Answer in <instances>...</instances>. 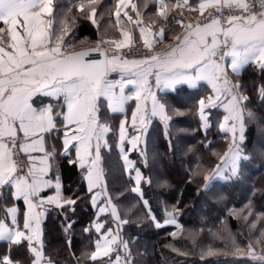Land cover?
Returning a JSON list of instances; mask_svg holds the SVG:
<instances>
[{
    "label": "snow or ice",
    "instance_id": "snow-or-ice-1",
    "mask_svg": "<svg viewBox=\"0 0 264 264\" xmlns=\"http://www.w3.org/2000/svg\"><path fill=\"white\" fill-rule=\"evenodd\" d=\"M96 2L97 0H89L90 5ZM147 2L148 0L145 7ZM153 2L158 3V16L167 19L165 10L168 4L165 0ZM122 6H126L125 0H117V24L120 22ZM172 7H188L190 11H199L200 15H203L206 9L214 8L216 14L209 12L204 22L189 23L185 32L175 38L177 42L170 45L163 56L152 53L154 41L149 39L148 35L159 36L162 42L164 28L161 27L157 33H152L149 25L147 29L139 28L144 46L150 53L144 58L132 61L122 58L118 50L132 42L131 33L122 31V41L101 42L114 47L111 56L109 47L102 49L101 44H98L92 51L99 52L104 59L85 60L89 55L88 51L66 54L62 50L67 47L64 44V35L67 34V13L71 12V7L66 9L64 19L61 20V30L57 33L53 28V0H0V23L3 25L0 26V212L3 213V216H0V240H6L16 246L26 242L30 264H52L50 258L44 256L40 229L41 213L36 209L43 207L45 203L57 204L61 208L64 204L71 206L76 203L71 198L60 197L59 179L55 185L57 196L48 197L46 201L40 198L42 190L52 186V182L44 177L51 167L52 160L59 155L55 146L52 149L45 147L47 136L53 132L63 133L64 155L69 154L70 147L74 148L76 160L72 162L78 163L85 172L84 179L87 181L88 191L92 193L94 188L100 189L91 198L93 205L96 204V198L103 195L106 206L100 207L99 212L104 213L110 206L117 228L128 223L120 218L116 206L111 203L112 197L107 192L106 184L102 186L103 171L98 167L102 147L110 148L105 135L111 131L110 126L101 123L99 119V98L107 99V107L112 112H122L124 103L132 98L124 95L123 76L120 80L110 81L107 78L110 73L132 72L135 77L128 80V83L137 85V104L132 112V124L135 128L139 116L141 125V128L136 129L138 134L129 141L134 149H138L141 134L146 132L148 123V113L140 103L142 99L146 100L151 96L152 116L159 115L165 122L171 119L164 106L158 104L156 97L151 93L148 78L152 75L156 85L162 87H174L180 83L195 86L198 81H207L213 94L199 101V111L205 126L207 123L204 109L215 107L216 102L224 96L227 100L225 108L228 115L224 116L220 127L225 132H232L235 137L238 122L240 139L243 140L244 108L249 98L240 92V85L230 83L221 61L225 57H231L233 72L250 62L257 63L261 70H264V0H259L260 10L257 12L251 10L252 5L247 0H200L196 8L189 4V0H177ZM225 7L236 9L238 14L224 17L222 9ZM78 9L83 12L85 3L81 2ZM131 9L136 12L135 23L142 24L137 5L131 4ZM124 15L129 22L133 21V17L127 12ZM95 16L96 8L91 7L89 18L93 23L96 22ZM177 23L183 24V21ZM18 29H22L23 34ZM217 56L219 60L215 59ZM117 87L120 89L119 95L115 92ZM37 95L52 97L58 103L36 108L32 101ZM260 96L264 99V87L260 89ZM252 115L251 112L247 113L249 118H252ZM229 121H232L230 127L227 126ZM118 139L123 154V143L126 139L123 121L119 125ZM233 143L235 144V140ZM37 152L43 155H33ZM261 155L264 156V153ZM19 156L25 158L23 166L17 160ZM141 156L147 165V154L141 151ZM122 158L126 168L132 164L126 154ZM248 159L238 147H230L221 157L227 165L229 178L238 176L241 162ZM135 171L136 184L139 185L141 172L139 169ZM220 176V165L216 166L212 175H204L205 190L211 180ZM131 191L139 192V188L133 187ZM20 199L27 205V211L22 214V224L19 220V209L15 205ZM60 199H64V204L59 203ZM9 201L13 203L9 204ZM144 203L147 206V201ZM168 215L172 217L169 222L175 223L173 213ZM8 216H11L15 227L10 228L5 223ZM151 218L155 220L154 216ZM157 226H160L159 223ZM250 227H256L255 221L250 222ZM95 228L97 232L104 229L101 233L103 243L100 239L97 240L96 251L91 253V260H97L101 254L110 256L113 251L122 249V255L118 252L114 264H134L128 242L122 239L119 232L113 234L112 228L105 229L104 224L99 222L95 224ZM85 231L90 229L86 228ZM257 243L264 244V241ZM113 245L116 248H113ZM248 248V255L264 262V255L257 256L251 244ZM208 254L213 252L209 250ZM0 264L20 262L13 261L6 255Z\"/></svg>",
    "mask_w": 264,
    "mask_h": 264
},
{
    "label": "trees",
    "instance_id": "trees-1",
    "mask_svg": "<svg viewBox=\"0 0 264 264\" xmlns=\"http://www.w3.org/2000/svg\"><path fill=\"white\" fill-rule=\"evenodd\" d=\"M81 2L85 3L83 12L78 9ZM116 3L117 0H97L90 5L89 0H56L54 30L60 32L61 20L71 7L64 35L69 48L79 47L82 42L94 43L99 35L106 39L117 37ZM91 7L96 8L95 23L89 18ZM236 78L242 94L249 98L245 102L241 141V152L249 159L241 162L238 176L214 179L207 190L204 175H212L221 164L233 138L232 132L220 127L225 111L219 105L204 109L207 127L201 119L199 101L213 94L209 84L201 82L194 88L181 85L159 93L171 119L166 124L160 118L153 119L145 145L130 151L125 142L123 154L118 139L123 115L111 114L105 100H100L101 121L111 128L106 136L110 148H102L103 173L120 218L128 221L118 231L128 242L134 264H264L248 255L249 244L264 247L257 243L264 241V99L260 96L264 70L249 63ZM61 136L62 132L50 135L56 147L61 144ZM141 151L147 154V165ZM126 152L132 162L130 168L122 158ZM70 160L62 153L55 156L54 173L63 183L64 197L76 203L49 207L43 223L45 257L54 264H108L111 256L90 259L101 235L94 228L97 210L90 201L92 193L86 187L83 171ZM136 169L142 176L139 185ZM133 187H138L139 192H132ZM169 213H173L179 226L162 224L172 218ZM98 221L105 229L115 222L109 213L101 214ZM253 221L255 228L250 227ZM86 228L90 231L86 232ZM6 244L0 243V254ZM118 250L115 255L122 253V249ZM209 250L213 254L209 255ZM7 254L20 264H30L26 243L9 244Z\"/></svg>",
    "mask_w": 264,
    "mask_h": 264
},
{
    "label": "crops",
    "instance_id": "crops-1",
    "mask_svg": "<svg viewBox=\"0 0 264 264\" xmlns=\"http://www.w3.org/2000/svg\"><path fill=\"white\" fill-rule=\"evenodd\" d=\"M55 1L56 0H53V7H54V9H55ZM145 2H146V0H125V5L126 6H122L121 7V10H120L121 11V17H120L119 24H117V18L115 16V12H114V20H115L116 26H117V29H115V31H116L115 33L117 34V37L106 39V38H102L99 35L100 39L106 40V41H112V40H120V41H122L124 39L123 36L121 35V33L123 31V32H129V33H131V36H132V42L131 43H133V42H142L143 43V40L141 39V36H140V31H139V28L140 27H145L147 29L149 27V25H150L151 26V32L152 33H157L159 31V28L163 27L164 28V36H163L162 42L160 41V37L159 36L148 35V38L149 39H152L154 41V47L159 51V54H161V56H163V54L166 51L169 50V46L170 45H174L177 42L175 38L177 36L182 35L185 32L186 27H187V25L189 23L196 24L197 22H199V18L201 16L205 15L207 12H209V11H211V10L214 9V8H208V9L205 10V12H204L203 15H200L199 11H190L188 9V7H184V8L172 7V5H175L177 3V0H165V2L168 4V8L165 10L167 19H164V18L158 16V3L153 2V0H148L147 7H145ZM199 3H200V0H189V4L192 7H194V8L198 7V4ZM131 4L137 5V11H139L141 13L142 24H140V25H137L135 23V21L137 19V16H136V12H134L131 9ZM115 11H116V9H115ZM125 12H127L129 16H132L133 17V21L132 22H129L128 21L127 17L124 15ZM177 21H183V24L177 23ZM53 28H54V25H53ZM18 30L21 31V34H23L22 29H18ZM5 39L7 40L8 38L6 37ZM95 42L96 43L98 42V37L94 41V43ZM64 44H65V38H64ZM73 47L69 48L67 46V47L63 48L62 50L67 54L69 51L74 50V49L81 48L83 46H79L78 48H73ZM129 61H132V60H129ZM250 63H254V62H250ZM254 64H257V63H254ZM222 65L225 67V69L227 71V78L230 81V83L231 84H238V85L241 86V84H240L239 80H237L236 76L239 74L240 70H242V68L245 65H247V64L243 65L237 72H233L232 71V68H231V57H226V60H225V62ZM117 72H119V71H117ZM120 74L123 76V81H124V95L125 96H130L132 98L131 99H128L124 103V105H123V109L124 110L122 112H112L108 107L107 108H108V110H109V112L111 114H120V115L122 114L123 115V117L121 118V121H120V123L122 121L125 122V128H126V139H125V141H124L123 144H125V142H128L129 143V146H130L129 149H130V151H132V150H134V148H133L132 144L129 141L131 140V138L133 136H135V135L138 134L137 131H136V129L137 128H141L140 121H139V116L137 118V122H136L135 128L133 127V124H132V112L135 110L136 104H137V100L135 99V92L137 91V85L136 84L128 83V80L130 78L135 79V77L133 76V73L132 72H126V73H123V74L120 73ZM148 79H149V85L151 87V93H152V95H154L156 97V101L160 105H163L161 103L160 99H159V93H161V92L172 91V90L176 89L175 87H178V86H181V85H187V87L194 88V87H196L201 82L207 83V81H198L195 86H192V85H190L188 83H180V84L175 85L174 87H162V86H157L156 85L154 75L149 76ZM209 87H211V86L209 85ZM115 92H116L117 95L120 94L119 87H117L115 89ZM240 92L242 93L241 87H240ZM143 95L144 94L142 93V96ZM101 99L102 100H105L106 105L108 104L107 99L104 98V97H100L99 98V101H98L99 104H100V100ZM32 102H33V106L36 107V108H40L42 105H46V104H49V103H52L54 105L56 103H58V101L55 100V99H53L52 97L44 96V95H37V96L33 97V101ZM61 102H62V98H61ZM140 103L142 104V106H144L146 108V111L148 113V116H147V120H148L147 129H148V127L151 124V122H152L153 119H155V118L162 119V118L159 115H156V116H152L151 115V108H152V99H151V96L147 97L146 100L145 99H142L140 101ZM226 103H227V100L225 99L224 96H221V98L216 102V105H219L225 111V115L224 116L228 115V112L226 111V108H225ZM56 110L59 111V109H56ZM100 111H101V108H100ZM99 119L101 121L100 112H99ZM167 122L164 121L165 124ZM223 122H224V120H223ZM101 123H103V122L101 121ZM231 124H232V121H229V124L227 126L230 127ZM238 128H239V123L237 122V129ZM147 129H146V132H147ZM146 132L143 133V134H141V141H140V143L138 145V148L139 149L142 148L145 145ZM50 135L51 134H49L47 136V138H46V145H45V147L48 148V149H52V147L55 146V145H53V142L50 140ZM62 136H63V133H62ZM62 136H61V140H60L61 141V144L58 147L55 146V150H56L57 153H62L63 154ZM106 136H107V134L105 135V139L107 140ZM119 146H120V143H119ZM123 148H124V145H123ZM125 154L127 155V152ZM33 155L41 156V155H43V153L37 152V153H33ZM68 156H70V158H71V160H70L71 163H73L72 161H75L76 160L74 148H71L70 147V152H69ZM54 160H55V158L52 160L51 167L49 168L46 176L44 177L46 180H50L52 182V186L51 187H45L42 190V192L40 193V198L44 199L45 201L47 200L48 197H55V196H57V189L55 187L56 182H57V179H59V183H60V190H59L60 197L65 198L64 197V194H63V183H62L59 175H57L56 173H54L55 172ZM76 164H77L78 168H80L79 167V164L78 163H76ZM131 166H132V164L129 165V166H127V167L130 168ZM98 167L100 169H102V171L104 172L103 165H102V149H101V161H100ZM83 175L85 176V172L84 171H83ZM85 182H86V185H87L86 179H85ZM105 184H106V180H105V175L103 173L102 186L105 185ZM86 187L88 188V185ZM97 191H100V189H95L94 188V190L92 192V196ZM92 196H91V198H92ZM90 201H92V199ZM8 203L9 204H12L13 202L12 201H9ZM20 203H22V206L20 205ZM59 203L60 204H64V199H60L59 200ZM111 203L113 205H115L113 203V201H111ZM15 205L19 209V213H20L19 220H20V223L22 224V220H23V215L22 214L27 211V205L24 204V202H23L22 199H20L19 201H16L15 202ZM64 205H66V204H64ZM93 206L97 210V220L94 223V228H95V224L97 222L103 224V222L98 221V217L101 214H107V213L111 214V208L109 206V207L106 208V211L104 213H100L99 212V208L100 207H105L106 206L105 197L103 195L98 196L96 198V204L93 205ZM49 207H58V206H57V204H47V203H45L43 205V207L36 209L37 212L41 213V216H40V229H41V240L43 242V245H44V239H43V223H44V221H45V219L47 217L46 215L48 214ZM116 208H117V206H116ZM0 214H1V216H3V213L0 212ZM111 217H112V215H111ZM112 219H113V217H112ZM5 223L10 228L15 227L12 224L11 216H8V217L5 218ZM110 228L113 229V234H115L116 232H119L118 231L119 228H117L116 222H114V226H112ZM103 232H104L103 229H101V232H99V233L101 234ZM99 239H100L101 243H103V239H102L101 235H100V238ZM2 242L7 243L6 245H8V246L6 247V250L4 248L3 249L4 251L1 252V254H0V262H2V259H3L4 256H6V255L9 256V254H7V251H8V248H9V244L10 243L8 241H6V240H0V243H2ZM113 248H116V246L113 245ZM94 251H96V248H95ZM117 251H119V250L117 249V250L113 251L110 254V256L112 258H111V260L109 261L108 264H114L115 257H116L115 253H117ZM43 252H44V248H43ZM102 252H103V249L101 250V253ZM44 256H45V253H44ZM110 256H107V257H110ZM102 257H105V256H103L101 254V257L100 258H102ZM45 258H47V257H45ZM10 259H12V258L10 257ZM52 264H54V263L52 262Z\"/></svg>",
    "mask_w": 264,
    "mask_h": 264
},
{
    "label": "built area",
    "instance_id": "built-area-1",
    "mask_svg": "<svg viewBox=\"0 0 264 264\" xmlns=\"http://www.w3.org/2000/svg\"><path fill=\"white\" fill-rule=\"evenodd\" d=\"M248 3H250L252 5L251 10L253 12H257L260 10L259 8V0H247ZM213 14H216V10L213 9L211 11H209ZM209 12L205 15L204 18H202L201 22H204L206 20V18L208 17ZM222 14L224 17L231 15V14H238L237 10L234 8H223L222 9ZM98 37V42L95 46H97L98 44H101V42L103 40L100 39L99 36ZM104 47H109V45H105V44H101V48L103 49ZM114 50L113 47H109V56H111L112 51ZM120 55L122 56V58L124 59H128V60H139L144 58L145 56L149 55V50L147 48H145L144 45L139 44V43H132L129 46L123 48V49H119L118 50ZM152 53H158L159 51L156 49H152ZM215 59L219 60V56H217ZM226 57L223 61H221V63L225 62ZM122 77V75L118 72L115 73H110L109 76L107 77L110 81H117L120 80ZM17 160L21 162V166H23V163L25 162V158L23 156H19L17 157Z\"/></svg>",
    "mask_w": 264,
    "mask_h": 264
},
{
    "label": "rangeland",
    "instance_id": "rangeland-1",
    "mask_svg": "<svg viewBox=\"0 0 264 264\" xmlns=\"http://www.w3.org/2000/svg\"><path fill=\"white\" fill-rule=\"evenodd\" d=\"M208 13V12H207ZM206 13V14H207ZM205 14V15H206ZM205 15H203V16H201L200 18H199V22H201V20H202V18H204L205 17ZM102 40V39H101ZM103 41H106V40H103ZM83 43V45H80V46H95V44H97L96 42L95 43H89V42H82ZM82 43H80V44H82ZM133 43H139V44H142V45H144V43H142V42H133ZM130 44H132V43H130ZM129 44V45H130ZM128 45V46H129ZM73 47V46H72ZM127 47V46H126ZM73 48H78V47H73ZM114 48V47H113ZM125 48V47H124ZM154 49H156L155 47H153ZM123 49V48H122ZM157 50V49H156ZM224 63V62H223ZM222 63V64H223ZM204 113H205V111H204ZM205 115V117L207 116L206 114H204ZM205 122V121H204ZM204 125H205V123H204ZM205 127H207V126H205ZM235 140V144L233 143V141ZM241 139H240V132H239V128L237 129V132H236V134H235V137H233L232 139H231V143H230V145H231V147H238L240 150H241ZM220 165V172H221V176L220 177H218V179L219 178H222V179H229V177H230V173L228 172V170H227V165H226V163L224 162V161H222L221 162V164H219ZM217 179V178H216ZM211 182H212V180L209 182V185L211 184ZM171 219V218H170ZM170 219H168V220H166V221H164V222H162V224L163 223H170L169 222V220ZM172 224H174V225H177V226H179L180 224H179V222L175 219V223H172ZM253 251H254V253L257 255V256H259V255H264V247H253ZM248 252H249V250H248ZM120 254L122 255V253L120 252ZM252 257V256H251Z\"/></svg>",
    "mask_w": 264,
    "mask_h": 264
},
{
    "label": "water",
    "instance_id": "water-1",
    "mask_svg": "<svg viewBox=\"0 0 264 264\" xmlns=\"http://www.w3.org/2000/svg\"><path fill=\"white\" fill-rule=\"evenodd\" d=\"M96 46H86V47H81L78 49H74L69 51L68 53L76 52V51H88L89 55L85 57V60H103L104 56H102L99 52L92 51Z\"/></svg>",
    "mask_w": 264,
    "mask_h": 264
}]
</instances>
